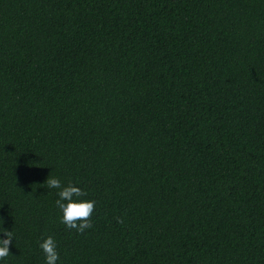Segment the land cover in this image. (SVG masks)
Listing matches in <instances>:
<instances>
[{"label": "trees", "instance_id": "trees-1", "mask_svg": "<svg viewBox=\"0 0 264 264\" xmlns=\"http://www.w3.org/2000/svg\"><path fill=\"white\" fill-rule=\"evenodd\" d=\"M3 229L0 264H264V0H0Z\"/></svg>", "mask_w": 264, "mask_h": 264}, {"label": "clouds", "instance_id": "clouds-1", "mask_svg": "<svg viewBox=\"0 0 264 264\" xmlns=\"http://www.w3.org/2000/svg\"><path fill=\"white\" fill-rule=\"evenodd\" d=\"M49 189H60L57 193L59 199L55 201L57 208L62 212L61 223L69 230L83 234L86 229L93 227L91 218L95 210L96 201L82 199L87 194L79 187L74 186L71 182L67 186H62L58 178L50 175L45 184ZM118 223L123 221L119 218ZM5 239H0V260H5L10 256V246L12 245L13 232L4 230L0 231ZM45 256V264H57L59 253L57 252V244L52 236H47L39 244Z\"/></svg>", "mask_w": 264, "mask_h": 264}]
</instances>
